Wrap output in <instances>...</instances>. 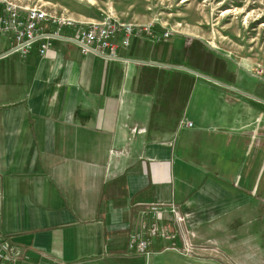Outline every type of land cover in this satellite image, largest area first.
<instances>
[{
	"label": "crops",
	"instance_id": "crops-1",
	"mask_svg": "<svg viewBox=\"0 0 264 264\" xmlns=\"http://www.w3.org/2000/svg\"><path fill=\"white\" fill-rule=\"evenodd\" d=\"M130 41L109 60L60 39L7 54L0 37V233L15 264H181L165 247L234 249L242 233L249 249L254 222L264 232V81L189 66L202 50L178 34ZM152 203L175 237L136 254Z\"/></svg>",
	"mask_w": 264,
	"mask_h": 264
},
{
	"label": "rangeland",
	"instance_id": "rangeland-1",
	"mask_svg": "<svg viewBox=\"0 0 264 264\" xmlns=\"http://www.w3.org/2000/svg\"><path fill=\"white\" fill-rule=\"evenodd\" d=\"M46 10L71 21H114L144 29L162 25L173 35H181L188 51L189 66H205L236 82L264 81V0H16ZM95 18V19H92ZM200 66V68H201ZM202 69V68H201ZM254 222V248H217L198 252L180 247L175 253L181 264H264V232ZM262 233V234H261ZM224 246V245H222ZM206 252V253H205Z\"/></svg>",
	"mask_w": 264,
	"mask_h": 264
},
{
	"label": "built area",
	"instance_id": "built-area-1",
	"mask_svg": "<svg viewBox=\"0 0 264 264\" xmlns=\"http://www.w3.org/2000/svg\"><path fill=\"white\" fill-rule=\"evenodd\" d=\"M70 29V32H67ZM149 27L136 28L133 25L116 22L108 17L96 21H71L56 17L45 7L24 5L16 0H0V37L11 42L7 54L19 53L25 56L33 47L37 48L40 57L52 47L55 40L75 43L82 54L94 53L109 60H118L117 48L119 42L123 47L130 45L134 34L147 31L151 41L158 42L161 37H168L166 30L161 36L151 33ZM118 33H122L119 42ZM191 126V123H186ZM171 211L175 212L171 207ZM163 206L152 203L139 212L141 229L127 240V247L136 254L150 255L151 245L156 239L168 240L175 235L165 231L160 224ZM176 250V246L168 245L164 250ZM185 251H191L189 244H184ZM21 251L8 236L0 233V264H15Z\"/></svg>",
	"mask_w": 264,
	"mask_h": 264
},
{
	"label": "water",
	"instance_id": "water-1",
	"mask_svg": "<svg viewBox=\"0 0 264 264\" xmlns=\"http://www.w3.org/2000/svg\"><path fill=\"white\" fill-rule=\"evenodd\" d=\"M140 62H142V63H147V62H143V61H140ZM149 63H152V62H149ZM152 64H157V63H152ZM157 65H161V64H157ZM162 66V65H161ZM173 67H175V68H180V69H185V70H187V71H190L191 73L193 72V73H195L197 76H200V77H202V78H204V79H206V80H209V81H211V82H213V83H215V84H218V85H222V86H224V87H226V88H228V89H231V90H234V91H236V90H238L237 88H235V87H233V86H230V85H227V84H225V83H223V82H219V81H217V80H215V79H213V78H211V77H209V76H205V75H202V74H200L199 72H197V71H195V70H191V69H188V68H186L185 66H182V65H177V66H173ZM242 93H244L245 95H247V96H249L247 93H245V92H242Z\"/></svg>",
	"mask_w": 264,
	"mask_h": 264
}]
</instances>
